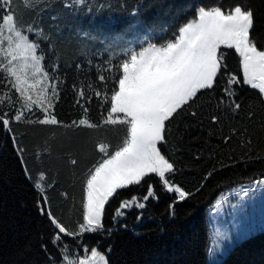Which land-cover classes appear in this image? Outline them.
<instances>
[{"label": "snow or ice", "instance_id": "1", "mask_svg": "<svg viewBox=\"0 0 264 264\" xmlns=\"http://www.w3.org/2000/svg\"><path fill=\"white\" fill-rule=\"evenodd\" d=\"M84 2L75 0V4L63 6H83ZM260 3L258 10L250 0H234L227 6L212 0L193 5L182 14V23L133 25L101 37L95 47L79 46L85 63L77 62L74 68L93 79L71 85L75 106L81 111L75 119L65 121L56 109L67 79L62 78L61 65L55 60L46 66L51 57L43 47L45 43L52 45L53 35L45 32L42 22L33 19L26 23L23 19L25 12L42 17L55 4L52 0H23L19 8L14 7V0H0V88L9 90L0 99V130L17 145L25 178L40 197L37 208L51 230L48 243L52 250L47 243L42 246L47 264H110L107 253L111 248L102 251L98 244L88 245L83 238L101 232L111 235L113 229L104 224L106 208L112 220L119 222L128 211L143 210L150 199H158L152 179H157L177 202H185L200 192L218 170H208L201 178L204 183L190 190L174 179L176 160L168 149L177 139L173 128L178 129L179 123L188 119L202 122L206 109H215L208 118L216 125L223 122L227 127L231 120L240 121V127H231V135L222 137L224 143L243 136L244 162H264V156L257 157L253 152L252 133L245 124L257 114L242 98L244 86L255 90L264 112V0ZM130 33L136 38L128 39ZM84 38L95 39L87 32ZM228 50L237 56L235 71L227 63ZM55 51L53 48V56ZM14 124L48 127L53 136L60 128L87 133L103 130L106 134L123 131L122 139L114 145L107 135L103 139L87 135L85 150L79 158H71L73 167L86 162L78 221L65 220L53 211L47 191L48 187L54 190L55 184L43 170L33 178L23 158L27 149L18 146ZM88 144L95 156L87 151ZM36 155L39 159L41 154ZM132 186L143 187L144 194L124 198L121 190ZM258 191L264 193V179H254L242 187L240 199L231 205L234 212L245 211L246 199L254 198ZM112 201L117 202L115 208ZM169 207L174 209V204ZM142 216L141 212L137 220ZM224 239L231 245V237L225 235ZM214 247H219L221 253L227 250L223 244ZM207 256L211 258V251Z\"/></svg>", "mask_w": 264, "mask_h": 264}, {"label": "trees", "instance_id": "2", "mask_svg": "<svg viewBox=\"0 0 264 264\" xmlns=\"http://www.w3.org/2000/svg\"><path fill=\"white\" fill-rule=\"evenodd\" d=\"M212 0H85L84 5L64 7L75 4V0H52L54 8L44 12L42 17L25 12L23 19L30 23L36 19L46 33L53 35L52 45L43 44L50 64L52 60L61 65L62 78L67 84L57 105L59 117L65 121L75 119L81 109L75 106L74 90L83 80H91L83 73H77L75 63L84 64L79 46L87 44L95 47L103 36L120 33L130 26H147L153 22L176 24L182 23V14L193 5L211 3ZM217 3L230 5L234 0H216ZM259 10L260 0H250ZM23 0H14V7L22 8ZM19 10V9H18ZM2 15V14H0ZM55 16V21L52 17ZM89 33L94 40L86 41L84 33ZM129 34L128 39H135ZM53 48L55 55L53 56ZM229 67L238 68L237 56L228 50ZM9 93L6 87L0 88V99ZM243 99L256 112L252 122L245 121L252 133V150L257 157L264 156V131L261 120L264 117L262 106L255 90L244 86ZM95 109V104H93ZM248 109H245V112ZM215 109H206L202 122L188 119L173 128L177 139L171 141L168 152L176 160L177 172L174 179L186 188L195 191L202 181V176L213 167L218 171L206 182L205 187L193 198L185 202L173 200V194L163 190L157 179L153 184L158 199H150L145 209L128 211L126 217L114 222L111 212L106 208L105 228H112L111 235L101 232L86 234L84 241L88 245H99L101 250L111 248L107 253L110 264H209L207 245L210 235L209 207L217 196L241 183L263 178L264 162L260 159L244 162L241 147L243 136H234L229 143L222 137L231 135L229 129L240 127V121L231 120L226 127L222 122L216 125L210 122L208 113ZM95 116V111H93ZM241 117L244 113L240 114ZM18 146L26 148L24 161L33 178L41 170L55 184L54 190L48 187L47 195L51 207L57 216L76 222L82 213L84 178L86 162L81 161L75 167L71 158H79L85 150L84 138L87 135L108 140L114 145L123 137V131L115 130L107 134L87 133L74 129L48 127L27 124L13 125ZM87 151L95 156L91 144ZM11 136L0 130V264H47L42 246L48 244L51 251V230L46 218L38 211L40 199L32 183L25 178L20 154L16 150ZM37 153L41 154L37 158ZM234 157L235 159H229ZM124 198L130 194L142 196L143 187L132 186L130 190H121ZM66 193V195H65ZM115 208V201L110 202ZM174 204V209L169 205ZM143 213L142 219L137 216ZM174 212V215L172 214ZM124 225H127L125 228ZM83 255V253H80ZM218 264H264V230L253 233L237 243Z\"/></svg>", "mask_w": 264, "mask_h": 264}, {"label": "rangeland", "instance_id": "3", "mask_svg": "<svg viewBox=\"0 0 264 264\" xmlns=\"http://www.w3.org/2000/svg\"><path fill=\"white\" fill-rule=\"evenodd\" d=\"M252 181L237 184L220 193L209 207L210 235L207 253H212L211 258L207 256L209 264H218L237 243L253 233L264 230V193L258 191L254 198L246 199L243 212H234L231 207L240 199L238 194L241 193V188L247 187ZM225 235L232 238L231 245L224 239ZM221 244L227 249L223 253L219 247H214Z\"/></svg>", "mask_w": 264, "mask_h": 264}]
</instances>
